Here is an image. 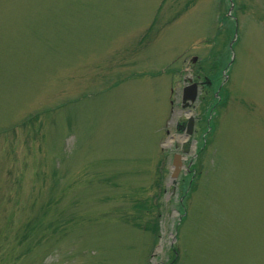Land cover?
Here are the masks:
<instances>
[{
  "label": "rangeland",
  "instance_id": "374dc122",
  "mask_svg": "<svg viewBox=\"0 0 264 264\" xmlns=\"http://www.w3.org/2000/svg\"><path fill=\"white\" fill-rule=\"evenodd\" d=\"M237 4L231 50L228 0H0V264H264V0Z\"/></svg>",
  "mask_w": 264,
  "mask_h": 264
},
{
  "label": "trees",
  "instance_id": "16d2710c",
  "mask_svg": "<svg viewBox=\"0 0 264 264\" xmlns=\"http://www.w3.org/2000/svg\"><path fill=\"white\" fill-rule=\"evenodd\" d=\"M232 3H233V12H232V16H235V11L237 10V8H238V4H237V0H232ZM235 17H237V16H235ZM219 20H221V21H225V22H228L229 24H231V22L230 21H228V20H230V19H228V17L226 16V13L224 14H221V16L219 17ZM232 24H233V22H232ZM232 24H231V28H232ZM234 29V26H233V28H232V30ZM232 35V34H231ZM193 175H194V173H193V171H192V173L189 175V180H188V182H187V184L183 187V189H182V193H181V198H186V196H187V193H188V190L190 189L189 187L190 186H192V184H193V181H194V179H193ZM137 206H134L135 208H139V210H141L142 208H144V206H142L140 203H138V204H136ZM151 228L153 229V230H157L158 229V225H157V223H153L152 224V226H151ZM173 250V257H172V261L171 262H168L169 264H173V262L175 261V256H176V249L175 248H173L172 249Z\"/></svg>",
  "mask_w": 264,
  "mask_h": 264
},
{
  "label": "water",
  "instance_id": "95a60500",
  "mask_svg": "<svg viewBox=\"0 0 264 264\" xmlns=\"http://www.w3.org/2000/svg\"><path fill=\"white\" fill-rule=\"evenodd\" d=\"M195 96H196V86L192 85V86H190V87H188V88H186L184 90V92H183V101L184 102L186 100L194 101ZM191 126H192V119L189 121L188 131H187L188 133L191 132ZM173 164L175 166L173 177H176L178 172H179V166L181 165L178 155H175Z\"/></svg>",
  "mask_w": 264,
  "mask_h": 264
},
{
  "label": "bare ground",
  "instance_id": "6f19581e",
  "mask_svg": "<svg viewBox=\"0 0 264 264\" xmlns=\"http://www.w3.org/2000/svg\"><path fill=\"white\" fill-rule=\"evenodd\" d=\"M186 137H178L179 140H184Z\"/></svg>",
  "mask_w": 264,
  "mask_h": 264
},
{
  "label": "flooded vegetation",
  "instance_id": "af4514ba",
  "mask_svg": "<svg viewBox=\"0 0 264 264\" xmlns=\"http://www.w3.org/2000/svg\"><path fill=\"white\" fill-rule=\"evenodd\" d=\"M198 83H200L201 85L203 84V82H198Z\"/></svg>",
  "mask_w": 264,
  "mask_h": 264
}]
</instances>
